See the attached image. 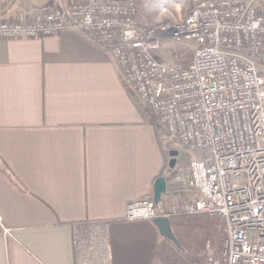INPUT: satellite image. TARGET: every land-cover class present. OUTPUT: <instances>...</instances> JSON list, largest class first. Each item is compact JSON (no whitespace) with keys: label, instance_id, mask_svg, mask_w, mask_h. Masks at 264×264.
<instances>
[{"label":"crops","instance_id":"0c3cea01","mask_svg":"<svg viewBox=\"0 0 264 264\" xmlns=\"http://www.w3.org/2000/svg\"><path fill=\"white\" fill-rule=\"evenodd\" d=\"M21 1L29 7L0 8V18L59 3ZM160 126L110 52L83 32L0 39V264H195L152 220L125 218L161 175L159 214L197 196L172 190L184 169L178 151L169 167L173 143ZM92 223L105 231L107 260L76 251L75 235Z\"/></svg>","mask_w":264,"mask_h":264},{"label":"built area","instance_id":"2783aa9c","mask_svg":"<svg viewBox=\"0 0 264 264\" xmlns=\"http://www.w3.org/2000/svg\"><path fill=\"white\" fill-rule=\"evenodd\" d=\"M257 1L193 0L183 20L154 26L138 21L134 0H59L41 16L0 18V39L86 34L110 52L173 142L195 154L174 180L197 196L169 214L223 219L219 256L206 241L204 264H264V7ZM168 41L192 46L191 60L158 58ZM157 215L152 196L125 212L128 220ZM95 224L74 237L81 260L108 259L105 231Z\"/></svg>","mask_w":264,"mask_h":264},{"label":"trees","instance_id":"16d2710c","mask_svg":"<svg viewBox=\"0 0 264 264\" xmlns=\"http://www.w3.org/2000/svg\"><path fill=\"white\" fill-rule=\"evenodd\" d=\"M191 7L192 4L185 9L186 15ZM166 48L176 62L191 60L193 49L188 44L172 43ZM169 220L171 230L178 240V247L187 259L195 264H202L201 250L206 240L211 241L215 254L219 256L222 241L226 236L224 222L220 216L204 213L194 215L171 213Z\"/></svg>","mask_w":264,"mask_h":264},{"label":"rangeland","instance_id":"374dc122","mask_svg":"<svg viewBox=\"0 0 264 264\" xmlns=\"http://www.w3.org/2000/svg\"><path fill=\"white\" fill-rule=\"evenodd\" d=\"M29 1H31V0H29ZM32 1H34V0H32ZM159 1L160 0H146L145 2H143V0H134V2L138 3V11H139L138 12V21L141 24H145L148 26H154L157 24V22H159V20L164 22V23L165 22L178 23L179 21H181L185 18V15H186L185 9L188 8L193 3V0H166L167 7L163 11L162 8L159 7ZM256 4L264 7V0H259L256 2ZM27 7H29L28 3H23L21 0H5V4L0 5V8H3L4 12L8 11V12H12V13H15L18 10L25 9ZM170 44H172L171 41L166 42L164 47H162L160 50V53H159L160 56L157 55L158 58H160L163 61L174 60L171 57H169L168 51H166V49H167L166 47L169 46ZM162 130L164 131L165 136L166 135L169 136V133L164 128ZM169 137H170V139H172L171 136H169ZM171 141L173 143V147H172L173 150L178 151V155H177L178 156V162H179L180 166L184 169L183 171H179L178 174H174L171 177V180H170L171 181V188L173 190V189H177L180 187V188H182V190H185V192L187 191L188 193H190V190H188L187 187H185V185L181 181L180 182L175 181L174 177L176 175H181V174L186 175L188 173V171H189L188 163H189V161H191L195 157V154L191 150H189V149H187V148H185L179 144L174 143L173 140H171ZM188 196H189V194H188ZM184 202H186V201H184ZM184 202L181 204L174 203L173 206L174 207L175 206L180 207L184 204ZM206 241H208V240H206ZM206 241H205V243H206ZM205 243H204V247L201 250L202 251V264H204L205 255H206Z\"/></svg>","mask_w":264,"mask_h":264},{"label":"water","instance_id":"95a60500","mask_svg":"<svg viewBox=\"0 0 264 264\" xmlns=\"http://www.w3.org/2000/svg\"><path fill=\"white\" fill-rule=\"evenodd\" d=\"M176 154H177V150L171 151L172 158H171L170 163H169L170 168H172L175 164ZM165 190H166V179H165L164 175H161V176L157 177L153 183V195H152V197L156 203L160 200L161 195L165 192ZM152 221L164 237L168 238L173 243H175L177 246H179L178 240L171 230L170 220H169L168 215H157L156 217L153 218Z\"/></svg>","mask_w":264,"mask_h":264}]
</instances>
